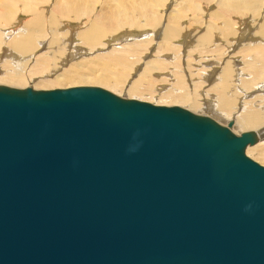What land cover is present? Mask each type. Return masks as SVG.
I'll list each match as a JSON object with an SVG mask.
<instances>
[{"label":"water","instance_id":"water-1","mask_svg":"<svg viewBox=\"0 0 264 264\" xmlns=\"http://www.w3.org/2000/svg\"><path fill=\"white\" fill-rule=\"evenodd\" d=\"M91 86L0 85V264H264L257 131Z\"/></svg>","mask_w":264,"mask_h":264},{"label":"bare ground","instance_id":"bare-ground-1","mask_svg":"<svg viewBox=\"0 0 264 264\" xmlns=\"http://www.w3.org/2000/svg\"><path fill=\"white\" fill-rule=\"evenodd\" d=\"M162 1L0 0V84L22 86L36 76H41L40 82L45 85L73 84L92 78L122 91L130 80L128 92L141 96L152 94L156 83L154 72L166 69L167 63H171L175 67L173 73L177 90L162 93L161 98L196 110L207 109L227 124L232 121L235 131H257L260 140L249 146L247 153L250 156L257 154V158L264 162V0H217L209 20L198 16L202 11V0H189L185 7L180 4L168 16H164L160 9ZM189 10L194 14L188 17ZM184 13L187 14L186 19L189 18L187 26H183ZM248 15H251L250 19H247ZM247 24H250L249 35L242 28ZM133 28L150 29L151 34L130 31ZM184 30L191 32L195 48L201 54L211 52L218 64L212 63V74L203 67L197 75L188 74L189 77H185L186 73H190L187 68L192 67L190 57L185 58L187 68H183L185 61H182L183 67L178 65L176 55L140 61L142 52L150 49L152 43L160 49L161 44L155 41L157 31L161 32V41L166 47L161 48L163 53L169 50H173L174 54L180 53L185 42L177 41ZM129 35L139 40L132 37L131 40H135L131 42L136 44L121 46L123 42L118 40L123 36H128V40ZM112 41L121 47L115 46L112 51L90 60L73 62L80 54L83 55V49L98 51ZM242 41L246 42L245 45L235 48H239L236 57L244 62L240 71L236 67L235 56H231L230 52L234 44L240 45ZM115 49L119 51L113 54ZM96 61L101 62L93 67L81 65ZM69 62L71 67L65 69ZM218 66L219 73L215 72L219 70ZM59 68L63 69L62 73L53 76ZM98 70L100 75L89 77L88 74ZM71 74L81 76L73 77ZM207 86L210 89L205 91ZM256 89H261L259 94H248ZM213 99L215 103H212Z\"/></svg>","mask_w":264,"mask_h":264},{"label":"rangeland","instance_id":"rangeland-1","mask_svg":"<svg viewBox=\"0 0 264 264\" xmlns=\"http://www.w3.org/2000/svg\"><path fill=\"white\" fill-rule=\"evenodd\" d=\"M162 1V0H161ZM203 2H202V4H203V6H202V13L201 12H199V14H198V16H200L201 15V17H203V19H205V20H209V18H210V14H211V12L213 11V9L215 10V8H216V6H217V0H210V1H206V0H202ZM189 0H163L161 3H162V6H161V10H162V13H163V15L164 16H168V15H170V13H172L173 11L172 10H174V9H177L179 6H180V4H181V6H183V4H184V6L183 7H185V6H188V4H189ZM212 2V3H211ZM215 5H214V4ZM214 6H215V8H214ZM264 8H262V10H263ZM172 11V12H171ZM204 11V12H203ZM205 11H206V13H205ZM187 12H189V13H187ZM186 13L188 14H185L184 13V17H185V20L183 21V22H185L184 24H183V26H187V24H188V19H186L187 18V16L189 17V15L190 16H192L194 13H192L190 10L189 11H187ZM192 13V14H191ZM198 13V12H197ZM201 13V14H200ZM262 13H264V11L262 12ZM203 14V15H202ZM205 14V15H204ZM208 14V15H207ZM187 15V16H186ZM249 17L247 18V19H250V16L251 15H248ZM194 17V16H193ZM252 18V17H251ZM22 19H23V17H22ZM21 19V20H22ZM192 19V18H191ZM190 19V20H191ZM21 22V21H20ZM202 22H205L204 20L202 21ZM252 22H254V20H253V18H252ZM252 22L250 23V24H252ZM250 24H247L246 26H243L242 28H244L243 29V32L246 34V35H249V33H250V31H249V29H250ZM125 29H127V28H125ZM188 29L191 31V30H193V28L192 27H188ZM246 29V30H245ZM188 30V31H189ZM253 30V29H252ZM130 31H133V32H137V31H140V32H142V31H144V30H141V29H139V28H133L132 30H130ZM188 31H183L182 32V36L179 38V40L177 41V42H182V43H184L183 45H182V50H180L179 52L180 53H178V54H174V51L173 50H169V51H164V53L162 52V50H161V48H163V49H166V47L164 46V43H163V41H161L162 39H161V32L160 31H157V36H156V39H155V41H159L158 42V44H161V46H160V49H159V47H158V45L156 46L154 43H152L151 45H150V49H148V50H146V51H143L142 53V60L140 59V61H144L145 60V62L146 61H149V60H151V59H154V58H156L157 56H159L160 58H165V57H172V56H174V55H176V57L175 58H177L178 60H179V63H178V65H180L181 67H183V62L182 61H185L184 62V64H185V67H183V68H187V66H186V60L190 57V59H189V62L191 63V69L190 68H187V70L186 69H184L183 71L186 73V71L187 72H190V73H186L185 74V77L187 76V78L189 77L188 76V74L190 75V74H194V75H197L198 74V72H199V70L200 69H202L203 67H205L206 68V70H207V68H208V70H210V72H211V74H212V71H213V69H212V67H211V65L213 66L214 64L215 65H218L216 62H215V60H213L214 59V57H212V55H211V52L210 53H204V54H201L200 52H199V50L197 49V48H195L196 46L194 45V43H193V40H192V38H191V32H188ZM249 31V32H248ZM146 32H149L150 34H151V31H150V29H148V30H146V31H144L143 33H146ZM188 32V33H187ZM247 32V33H246ZM156 35V34H155ZM184 35V36H183ZM124 38L123 39H119L118 41H121V42H123V44H120L121 46H123V45H130V44H136V43H132V42H134V40L136 39H138L139 40V38H135L134 36H130L129 35V38H127L128 40H126V37H128V36H123ZM132 37L133 38H135L134 40H131L132 39ZM141 38H143V36L141 37ZM185 39V40H184ZM130 40V41H129ZM117 40H116V42L115 41H112L109 45L107 44L105 47H104V49L103 48H101L100 50H98V51H90V50H87V51H84V49L81 51L82 52V54L83 55H81L80 54V57L79 58H77V59H75L73 62H75V61H80V60H90V59H93V58H95L96 56H98L99 54L101 55H103V54H106V53H108L109 51H112V49L116 46V47H118V45L119 44H115V43H117L118 42ZM129 41V42H128ZM132 41V42H131ZM246 42H248L247 40H245ZM115 42V43H114ZM126 42H128L127 44H125ZM161 42V43H160ZM246 42H241L240 43V45H236V44H234V46L235 47H233L232 48V51L230 52L231 53V56H235V64H236V67H237V69L238 70H240V71H242V67H243V64H244V62H242V61H240L241 60V58H238V57H236L237 56V52L239 51V48L236 50L235 48L236 47H240V46H242V44H244L245 45V43ZM187 44V45H186ZM119 45V46H120ZM163 45V46H162ZM120 46V47H121ZM185 46V47H184ZM191 47V48H190ZM79 49H80V47H78ZM194 48V49H193ZM82 49V48H81ZM196 49H197V51H198V53H197V51H196ZM44 50V49H43ZM159 50V51H158ZM234 50V51H233ZM119 50H117V49H115L114 51H113V54H115V53H117ZM156 51V52H155ZM161 51V52H160ZM171 51V52H170ZM173 51V52H172ZM194 51H196V52H194ZM237 51V52H236ZM186 52V53H185ZM235 53V54H234ZM156 55V56H155ZM190 55V56H189ZM169 57V58H170ZM185 58H186V60H185ZM193 59V60H192ZM204 60H205V62H204ZM213 60V61H212ZM217 60V59H216ZM238 61H240V62H238ZM101 61H96L95 63H81V65H85V66H87V67H93V66H96V63H100ZM212 63H214V64H212ZM238 63V64H237ZM71 65H72V63H68L66 66H64V67H66L65 69H67V68H69V67H71ZM81 65H78V67H80ZM173 68L175 69V67L173 66L172 67V64L171 63H167V68L166 69H164V70H158V71H155L154 72V80H155V84H154V89H153V92H152V94H144V95H141V96H139L140 94H131V92H128V87H129V85L131 84L130 83V80H129V84H128V82H126V84H125V86H124V88L122 89V91L121 90H119L118 91V89L116 90L115 88H111V86H109L108 87V85H106V84H103L102 85V83H98L97 81H95L94 79H92V78H84L83 80H79L78 82H76V83H73V84H71L70 82H62V83H59V84H53V85H45V84H43V83H41L40 82V77L39 76H36L35 78H33V80H29L28 81V84H25V85H22V86H13V85H8V84H5V83H1L0 85H6V86H9V87H15V88H21V89H23V88H27V87H31V88H33V89H36V90H52V89H65V88H71V87H80V86H91V87H100V88H103V89H106V90H108V91H110V92H112V93H114V94H116L117 96H119V97H122V98H126V99H138V100H141V101H146V102H149V103H152V104H156V105H165V106H180V107H183V108H186V109H188V110H190V111H192L193 113H195V114H199V115H206V116H209V117H211V118H213V119H215L216 121H218L220 124H222V125H225L226 126V124L227 123H225V121H223L221 118H219V116H217V115H213V113H211V112H209V111H207V109H204L206 112H204V110L202 109V108H198L197 110L196 109H193V108H191V107H189L188 105H182V104H178V103H172L171 102V100L168 102V101H166V100H164V99H162L161 98V95H162V93L164 94L165 92H167V91H170V90H172V91H176L177 90V87H175V82L176 81H174V80H176V78L174 77V70H173ZM219 70H215V72H217V73H219V71H220V66H218L217 67ZM240 68V69H239ZM212 69V70H211ZM172 70V71H171ZM62 71H63V69H61V68H59L58 70H57V73L56 74H54L53 76H56V75H58V74H60V73H62ZM83 72H86V71H83ZM93 72V71H92ZM91 72V73H92ZM88 74L89 75V77H92V76H96V75H100L101 74V71L100 70H98V71H96V72H93V74L95 73V75H93V74ZM92 75V76H91ZM173 75V76H172ZM71 76H73V77H77V76H81L80 74L79 75H77V74H71ZM246 77V76H245ZM156 78V79H155ZM168 78V79H167ZM39 80V81H38ZM78 80V79H77ZM35 81H36V83H35ZM31 82V83H30ZM191 82H189V84H190ZM43 84V85H42ZM66 84V85H65ZM69 84V85H68ZM189 84H188V86H189ZM45 85V86H44ZM207 85H208V83H207ZM51 86V87H50ZM175 88V89H174ZM205 88V87H204ZM113 89V90H112ZM191 89V88H190ZM207 89H210L209 88V86H207L206 87V89H205V91L207 90ZM117 92H116V91ZM257 91H253V92H249L248 94H250V93H252L251 94V96H254V95H257V94H259L258 93V91L259 90H261V89H256ZM204 95H206V94H204ZM201 97H203L202 96V92H201ZM160 98V99H159ZM248 99H250V97H248ZM203 100H204V98H203ZM171 102V103H170ZM216 101H215V99H213V101H212V103H215ZM257 102H259V101H257ZM190 108V109H189ZM199 109L201 110V111H199ZM196 110V111H195ZM222 120V122H220L221 120ZM228 125V124H227ZM234 125L235 124H233V127H234ZM233 132H235L237 135H240L241 133H243V132H245V131H239V130H237V131H235L234 130V128H233ZM263 138H264V135L262 136ZM264 140V139H263ZM248 149V148H247ZM246 154L248 155V153H247V150H246ZM257 154H255L254 156L253 155H251L250 156V154L248 155L251 159H253L254 161H256V162H258L259 164H261V165H263L264 166V162H262L261 160H260V158H257V156H256Z\"/></svg>","mask_w":264,"mask_h":264}]
</instances>
